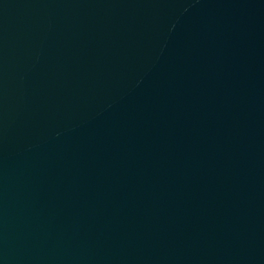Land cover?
Instances as JSON below:
<instances>
[{"label": "water", "instance_id": "1", "mask_svg": "<svg viewBox=\"0 0 264 264\" xmlns=\"http://www.w3.org/2000/svg\"><path fill=\"white\" fill-rule=\"evenodd\" d=\"M0 264H264V0H0Z\"/></svg>", "mask_w": 264, "mask_h": 264}]
</instances>
